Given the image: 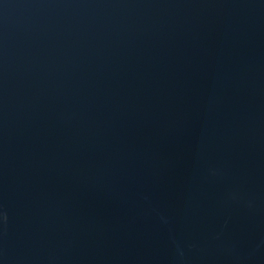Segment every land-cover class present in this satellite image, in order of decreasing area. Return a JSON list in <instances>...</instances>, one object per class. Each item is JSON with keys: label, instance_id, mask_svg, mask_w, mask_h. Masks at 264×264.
<instances>
[{"label": "water", "instance_id": "95a60500", "mask_svg": "<svg viewBox=\"0 0 264 264\" xmlns=\"http://www.w3.org/2000/svg\"><path fill=\"white\" fill-rule=\"evenodd\" d=\"M0 264H264V0H0Z\"/></svg>", "mask_w": 264, "mask_h": 264}]
</instances>
